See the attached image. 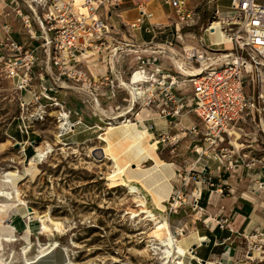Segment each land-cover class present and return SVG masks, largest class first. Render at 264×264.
Here are the masks:
<instances>
[{
    "label": "built area",
    "instance_id": "2783aa9c",
    "mask_svg": "<svg viewBox=\"0 0 264 264\" xmlns=\"http://www.w3.org/2000/svg\"><path fill=\"white\" fill-rule=\"evenodd\" d=\"M164 1L174 8L177 15L174 28L167 31L166 23H150L147 30L153 33V38L143 42L134 39L133 31L152 16L153 13L145 8H141L133 21L125 23L129 37H123L110 23L109 12L106 17L97 14L105 0L6 1L26 27L25 39L14 35L11 24L4 22L6 35L0 37V70L12 79L21 93L20 130L28 132L30 120L44 117L53 105L59 111L60 134L73 130L77 124L86 123L81 109L65 108L61 92L66 87L55 82L54 76L69 82L76 93L75 99L84 103L94 115L99 111L93 98L77 86L88 87L96 93L105 108L110 99L126 90L129 96L123 98L129 99V104L131 93L116 75L113 63L116 59L120 72L128 80L132 81L136 71L143 73L138 80V97L134 106L121 117L122 122L129 121L130 115H137V104L140 109L147 107L168 117L179 116L184 110L192 111L203 123L202 126L193 123L185 127L195 140L194 147L199 153L195 162H199L207 152L204 147L207 144L206 148L213 152L211 156L227 168L243 162L249 166L250 163L261 162L264 166V157L252 156L247 160L245 153L226 143L231 141L236 128L241 127L240 123L248 115L258 110L262 117L264 106H260L259 99L247 93L246 83L255 82L258 72L264 67V2L230 0L228 13L222 16L216 8L213 17L202 26V32L197 36L186 27L199 22L200 10L192 7L189 0ZM27 6L31 12L24 11ZM216 20L224 24L231 45H227L226 40H216L212 35ZM159 30H165L169 35L160 38ZM189 35L196 38L197 43L183 44L182 49L186 58L196 65L197 71L192 73L182 69L173 55L155 48L159 43L174 46V39L185 42ZM92 67H100L101 70L94 71ZM261 97L262 92L258 95ZM121 107L117 104V109ZM71 114L74 117L71 118ZM112 122V118L105 116V125ZM155 127L152 120L149 128ZM200 134L204 135V144L201 145L196 140L201 139L198 137ZM173 137L167 130H161L159 134V140L163 142ZM104 156L105 153L99 154L100 158ZM195 170L194 167L187 170L182 183L175 187L169 198L170 211L178 212L179 206L186 201L184 187L191 178L196 183L215 184L212 175L206 174V166L198 173ZM196 188L198 193L193 191L192 194L197 204L202 188ZM258 188H264V180L258 183ZM257 232L264 234L263 230ZM253 247L254 244H250L248 251ZM187 252L194 253V249L191 247Z\"/></svg>",
    "mask_w": 264,
    "mask_h": 264
},
{
    "label": "rangeland",
    "instance_id": "374dc122",
    "mask_svg": "<svg viewBox=\"0 0 264 264\" xmlns=\"http://www.w3.org/2000/svg\"><path fill=\"white\" fill-rule=\"evenodd\" d=\"M6 1L9 2V0ZM6 1L4 0V3ZM107 2L102 5L100 13L107 16L109 12L110 23L113 24L117 20L116 12L127 5L125 2L121 5L116 4L118 0ZM5 6L0 9L4 14L1 21L7 20L10 23V18H13L15 11L10 3H6ZM24 11L31 12V9L27 6ZM17 21L19 25L14 24V26L20 30H15V32L18 36L24 37L23 32L26 27L21 19ZM166 24L167 31L174 28L172 21ZM121 28L126 32L124 26ZM159 31L160 38L169 35L165 30ZM196 40L189 35L185 42L174 39L173 44L180 56L189 60L184 55L182 46L183 44H194ZM227 45H231V42ZM128 58H131V55ZM259 73H261L260 77ZM246 91L259 99L260 106H264V67L261 72H258L255 82L246 83ZM260 92L263 93V97L258 98ZM61 95L66 102L65 108L72 107L76 93L71 88H66ZM20 96L21 93L15 88L12 79L0 70V191L13 192L12 199L0 195V231L11 230L15 237V240L3 243L0 256H3L6 261L0 258V264H23L26 256L36 255L40 246L46 245L42 242L46 240V237L51 240L57 238L51 243L56 242L58 255H65L66 251L69 252L71 256L68 259H72L73 264H176L180 261L182 256L176 258L177 254L174 251L178 250L183 253L187 248L180 243L179 246L175 245L167 229L169 222L170 231L177 239V234L171 229V220L180 216V210L173 212L165 209L155 212L150 208L147 197L140 194V186L125 177L127 166L123 169L122 165L127 162H122L123 158L115 148L116 144L106 139V134L98 135L104 129L97 127L98 130L94 132L97 138L85 143L70 142L71 131L60 134L61 129L57 118L59 111L56 110L55 105L50 106L49 113H46L44 117L30 120L29 130L32 135H35V140L30 139L28 143L34 147V153L28 155L24 150L25 143H20L22 132L17 125L21 121ZM128 96L126 90H121L118 96L108 101L106 108L117 109V104L127 105L129 99L126 100L123 97ZM141 109L137 104L135 111ZM72 117H74L73 114H71ZM136 117L137 115L133 114L129 118L135 121ZM119 119L112 120L116 123ZM88 120L89 124L98 122L105 125L101 123L99 116L88 117ZM196 123L200 126L203 124L199 119ZM240 126L236 128L237 132L232 136L233 145L242 153L252 149L254 157H263L264 109H262V117L256 110L255 113L248 115ZM15 130L19 133L18 140L9 136V133ZM22 134L26 135L24 132ZM100 136L102 138H99ZM198 137L201 139H196L197 142L200 145L204 144V135L200 134ZM184 138L190 140L186 146L182 145ZM171 140L172 144L163 149V155L178 158V169L180 170L177 169L175 179H178L180 184L182 177L192 167L198 173L202 167L206 166V174L213 175L207 164L199 165V162H195L199 153L194 147L195 140L190 133L186 132L183 136L176 135ZM104 141L106 142L105 147L101 146ZM46 143L50 144L52 149L34 169L31 159L36 154L37 147L41 144L46 146ZM204 145L207 152L203 155L214 159L211 156L213 154L211 149L206 148L207 144ZM227 145L232 147L230 143ZM99 146L101 148H98ZM94 149L97 150L96 153L93 152ZM147 149L154 150L153 145L147 146ZM104 151L112 160L99 157V154H103ZM251 156L253 155L247 154L246 157L251 158ZM155 160L157 163L163 161L157 154ZM260 164L261 162H258V165ZM221 175L224 177L223 170ZM204 184L217 187L216 183L214 185ZM196 187L197 184L193 178L184 187L185 199L189 203L194 202L195 196L192 192L197 189ZM16 189L19 190V197L16 195ZM19 198L25 203H21ZM41 215L50 226L49 229L41 228ZM53 222L62 223L59 230L54 228ZM182 235L183 231H180L179 237ZM167 238L171 243L168 246L161 241H166ZM26 246H28V252L24 253ZM167 247H169L168 250L165 249ZM251 250L254 251L253 248ZM249 255L253 253H249L246 247L243 261L238 259L234 264H261L263 262Z\"/></svg>",
    "mask_w": 264,
    "mask_h": 264
},
{
    "label": "crops",
    "instance_id": "0c3cea01",
    "mask_svg": "<svg viewBox=\"0 0 264 264\" xmlns=\"http://www.w3.org/2000/svg\"><path fill=\"white\" fill-rule=\"evenodd\" d=\"M118 1L116 3L118 5H121L122 2H125L127 5L125 8L120 9L119 12H116L117 20L113 22L115 29L120 31L123 37H129V35L121 27L124 26L125 28V23L133 21L139 15L141 8H145L153 13L151 17L146 18L142 27L133 31V37L137 42L152 40L153 33L147 30V26L150 23H166L172 21V26H174V22L177 20L174 8L164 0ZM257 1L264 2V0ZM189 3L201 12L199 22L194 26L186 27V29H191L196 34L202 32V26L213 17L216 8L220 10V15H226L230 9V0H189ZM5 5L4 0H0V9L5 8ZM100 14L102 17H106L103 13ZM2 15H4L3 10H0V37L6 35L4 22H9L7 20L1 21L4 18ZM10 20L11 22L9 24H11L12 33L18 36L15 30L20 29L14 26V24L19 23L15 14ZM22 29L24 28L22 27ZM113 63L117 77L127 79L120 72L116 59H114ZM190 67L192 66L190 65ZM91 69L94 71L101 70L100 67H92ZM136 76V74L133 75L132 80ZM65 82L63 80L61 82L62 85L70 88L68 87L70 83ZM98 101L100 105L96 107L99 112L94 115L84 106V103L79 99H75L72 108L83 111L82 113L86 123L77 124L71 130L70 142L81 144L97 138L94 132L98 128H103L104 130L99 134H106L110 142L116 144L115 148L120 152L123 158L122 162L129 163L124 173L125 177L140 186V194L147 197L148 205L153 211H164L168 209L169 198L175 187H179L180 185L179 180L175 179L177 169L179 168V160L178 158L163 155V149L169 144H172V140L163 142L159 140L158 135L161 130H167L173 136H183L186 133L185 127L196 123L197 119H199L198 116L192 111L184 110L179 116L168 117L161 116L154 109L142 108L137 113V120H131L129 124L116 122L111 125L112 128L107 129L108 126H103L98 122L97 124H89L88 117L94 118V116H99V120L102 123L104 122L105 116L112 118L113 116L121 115L127 105L122 106L121 109H107L102 105L100 98H98ZM100 114L103 115L101 116ZM91 115L93 116L91 117ZM152 120L156 123L155 128H149V123ZM17 125L19 126V123ZM32 131L36 132L33 129ZM11 132L9 136L18 140L17 135L19 133L16 130ZM21 132L23 133L24 131ZM22 133L20 143H25L24 150L26 152V148L32 146L28 144L30 139L35 140V135H32L30 130L24 132L26 135ZM126 135L127 137L137 136L138 139L130 146H126L122 143ZM183 141V146H186L190 142L188 138H184ZM229 143L234 144L232 138ZM26 144L28 145L26 146ZM105 145L106 142L104 141V144L101 146L105 147ZM150 145L155 147H153L154 150L150 149L148 151L147 146ZM252 152L253 150L251 149L243 153L246 156L247 154L254 156ZM156 154L163 160L162 162H156ZM105 158L112 160L106 153ZM245 159L248 160L251 158L245 157ZM205 164L210 168L217 187H209L200 182L202 192L197 204L196 200L193 203H189L188 200L184 201L179 208L180 216L171 220V229L177 234L178 243L182 244L187 250L191 247L194 249V253H188L187 250L185 253L180 251L179 253L176 249L177 251H174L177 254L176 258L182 256L183 264H226L231 261H238V259L243 261V254L246 247L249 249L250 244H254V251L250 250L253 253L252 258H257L258 261L263 260L261 264H264V234L257 232L259 230H263L264 232V188H258V183L264 180V166L262 164L258 165V162L250 163L249 166L243 162L238 164L237 167L228 170L221 161L210 159V157L203 155L199 161V165ZM222 170L224 171V177L221 175ZM196 184L199 186L198 182ZM167 229L172 236L173 233L170 231L169 222ZM180 231H183V235L179 237ZM256 233L257 235H255ZM56 239L54 238V240ZM54 240L46 237V240L42 242L46 243L45 248L50 249L52 247L51 242ZM166 241L171 244L168 238ZM57 248L55 246L53 250L42 255L31 264H64L71 254L66 251L65 255H58ZM25 260L23 264H26Z\"/></svg>",
    "mask_w": 264,
    "mask_h": 264
},
{
    "label": "bare ground",
    "instance_id": "6f19581e",
    "mask_svg": "<svg viewBox=\"0 0 264 264\" xmlns=\"http://www.w3.org/2000/svg\"><path fill=\"white\" fill-rule=\"evenodd\" d=\"M107 1H110V0H107ZM107 1L105 0V2L102 5H105L106 3H108ZM102 5L100 6V8H99V10L97 12L98 16H100V17H102L101 14H100V9L102 8ZM213 27H215L216 29H215V31L213 32L212 35H214V37L216 38V40H218V41H223V40L225 41L226 40L227 43H230L229 39L226 36L225 30H224V24L222 23V21H218V20L214 21ZM156 49L163 50V51L168 52L171 55H173L174 58H175V60H176V62L178 63V65L182 69L186 70L188 73H192V72L197 71V68L194 66V64L192 63V61L182 58L180 56V54H179V51L174 46L169 45V44H165V43H159V45L156 46ZM227 55H230V53H228ZM190 65L192 67H190ZM135 74L137 76L132 81H130L128 79H121V78H119L121 80V84L124 85L130 91V93H131L130 103L126 106L125 111H123L121 113V115L113 116L112 119L115 118V119L118 120L120 117H122L125 113H127L134 106V103L136 101V98L138 97V91L140 90V88L138 86V80L143 76V73L141 71H136L134 73V75ZM54 81L62 85L61 82L63 80L60 79V78H58V77H56V76H54ZM66 86H68V85H66ZM68 87L73 88L72 85H69ZM77 89H80L82 92H85V93L91 95V97L93 98V100L95 102V105L97 107L100 105L99 104V101H98V98H99L98 95L96 93L92 92L88 87H85V86H81V87L80 86H77ZM63 113H66V112H63ZM118 122H121L122 123V120L119 119ZM129 122H131V120L130 121H125V123H127V124H129ZM113 124H115V123L112 122L111 124H107L108 125L107 129L110 128V127L112 128V126H110V125H113ZM127 132H129V131H127ZM133 135H134V133H133ZM99 138H102V137L100 136ZM106 139H108V138L106 137ZM137 139H138L137 136L127 137V135H126V138L122 140V143L125 144L126 146H130L131 144L135 143L137 141ZM51 149H52V147H51L50 144H47L46 146H42V144H41V146H38L37 147L36 154L31 159L32 167L34 169H35V166L37 165V163L40 162L41 160H43L47 156L48 152ZM128 164H129L128 162L125 163V164H123L122 165V168L124 169ZM198 185L201 187V183L200 182H198ZM15 192H16L17 197H19V195H20L19 194V190L16 189ZM197 193L198 192L196 190H194V194H197ZM0 195L6 196V198H8V199H12L13 198V192H11V191H0ZM19 200L21 201V203H25L20 198H19ZM41 217H40L41 218V222H42L41 223V228L44 229V230L49 229L50 226L46 223V221H45V219L43 218L42 215H41ZM60 224H62V223H60V222H53L54 228L55 229H58V230L60 229ZM30 225L31 224L29 223V226ZM174 236L175 235H172L171 236L172 239H173L172 242L175 245L179 246L178 240L176 238H174ZM10 240H15L14 234L12 233L11 230L10 231L9 230H5V231L2 230V231H0V249H1V247H2V245H3V243L5 241H10ZM161 241L163 243H165V245L166 244L169 245V243L167 241H165V240H161ZM56 245H57L56 242H54L52 244V247L49 249V248H45V245L42 244L40 246L39 251H37V254L36 255H34L32 257L26 256V260H25L26 261V264H31L33 261L37 260L42 255L50 252L51 250H53L55 248ZM165 249L168 250L169 247H167ZM27 250H28V246L24 247V253L28 252ZM185 252H186V250L183 251V253H185ZM0 255H1V252H0ZM249 257H252V255H249ZM0 258L2 260L6 261L3 256H0ZM64 264H73V261H72V259L69 258ZM176 264H183V258H181L180 261H178Z\"/></svg>",
    "mask_w": 264,
    "mask_h": 264
},
{
    "label": "trees",
    "instance_id": "16d2710c",
    "mask_svg": "<svg viewBox=\"0 0 264 264\" xmlns=\"http://www.w3.org/2000/svg\"><path fill=\"white\" fill-rule=\"evenodd\" d=\"M149 150H150V149H149ZM149 150H148V151H149ZM26 152L28 153V155H32V154L34 153V147H32V146H31V147H30V146L27 147V148H26Z\"/></svg>",
    "mask_w": 264,
    "mask_h": 264
},
{
    "label": "water",
    "instance_id": "95a60500",
    "mask_svg": "<svg viewBox=\"0 0 264 264\" xmlns=\"http://www.w3.org/2000/svg\"><path fill=\"white\" fill-rule=\"evenodd\" d=\"M17 144H19V143H17ZM98 148H101V147H98ZM96 151H97L96 149L93 150L94 153H96Z\"/></svg>",
    "mask_w": 264,
    "mask_h": 264
}]
</instances>
